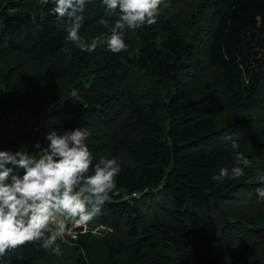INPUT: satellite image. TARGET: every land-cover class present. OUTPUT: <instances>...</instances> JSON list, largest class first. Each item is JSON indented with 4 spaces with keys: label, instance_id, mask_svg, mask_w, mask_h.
I'll return each instance as SVG.
<instances>
[{
    "label": "trees",
    "instance_id": "obj_1",
    "mask_svg": "<svg viewBox=\"0 0 264 264\" xmlns=\"http://www.w3.org/2000/svg\"><path fill=\"white\" fill-rule=\"evenodd\" d=\"M165 3L114 54L106 42L81 51L51 0H0V151L36 155L51 131L87 128L88 174L101 158L121 167L61 254L38 242L0 264H264V0ZM83 16L88 43L119 18L102 0ZM237 153L244 175L214 180Z\"/></svg>",
    "mask_w": 264,
    "mask_h": 264
},
{
    "label": "clouds",
    "instance_id": "obj_2",
    "mask_svg": "<svg viewBox=\"0 0 264 264\" xmlns=\"http://www.w3.org/2000/svg\"><path fill=\"white\" fill-rule=\"evenodd\" d=\"M89 2L91 0H51L54 5L51 11L71 21L68 39L81 51L89 53L103 42L114 54L126 51L125 29L155 24L161 6H168L165 0H102L109 13L118 11L119 18L111 26L103 21L110 34L96 36L88 43L80 36V29L85 5ZM40 3L46 6L50 0H40ZM70 96L83 103L77 90L71 91ZM88 137L87 128L63 134L53 130L46 137L50 142L46 148L35 145L39 149L36 155L0 151V257L9 250L38 242H42L44 249L59 255L61 248L57 241L70 234L68 225L86 226L101 213L116 188L121 167L115 158H101L89 175L93 156L86 144ZM232 147H238L237 141L232 142ZM9 164L23 169V176L14 173ZM235 164L231 173L221 168L213 179L238 178L244 175V168L239 165L250 166L243 153L236 154ZM260 181L264 185V176ZM256 191L258 197L264 199V186Z\"/></svg>",
    "mask_w": 264,
    "mask_h": 264
},
{
    "label": "built area",
    "instance_id": "obj_3",
    "mask_svg": "<svg viewBox=\"0 0 264 264\" xmlns=\"http://www.w3.org/2000/svg\"><path fill=\"white\" fill-rule=\"evenodd\" d=\"M70 235H72V237L76 236L72 231H70Z\"/></svg>",
    "mask_w": 264,
    "mask_h": 264
},
{
    "label": "rangeland",
    "instance_id": "obj_4",
    "mask_svg": "<svg viewBox=\"0 0 264 264\" xmlns=\"http://www.w3.org/2000/svg\"><path fill=\"white\" fill-rule=\"evenodd\" d=\"M72 231V230H69V232Z\"/></svg>",
    "mask_w": 264,
    "mask_h": 264
}]
</instances>
